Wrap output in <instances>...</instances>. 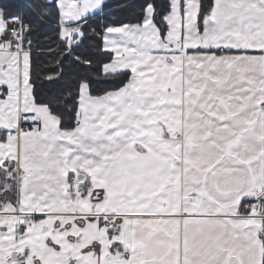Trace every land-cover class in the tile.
I'll return each mask as SVG.
<instances>
[{"label":"snow or ice","instance_id":"6c2138e0","mask_svg":"<svg viewBox=\"0 0 264 264\" xmlns=\"http://www.w3.org/2000/svg\"><path fill=\"white\" fill-rule=\"evenodd\" d=\"M0 264H264V0H0Z\"/></svg>","mask_w":264,"mask_h":264}]
</instances>
